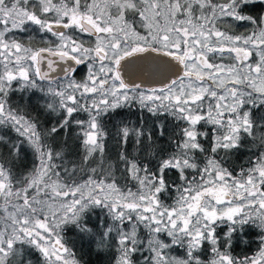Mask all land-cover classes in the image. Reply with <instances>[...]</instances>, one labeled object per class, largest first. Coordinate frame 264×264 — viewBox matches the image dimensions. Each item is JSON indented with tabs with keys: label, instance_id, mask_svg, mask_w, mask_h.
I'll list each match as a JSON object with an SVG mask.
<instances>
[{
	"label": "snow or ice",
	"instance_id": "6c2138e0",
	"mask_svg": "<svg viewBox=\"0 0 264 264\" xmlns=\"http://www.w3.org/2000/svg\"><path fill=\"white\" fill-rule=\"evenodd\" d=\"M69 230L264 264V0H0V264H86Z\"/></svg>",
	"mask_w": 264,
	"mask_h": 264
},
{
	"label": "trees",
	"instance_id": "16d2710c",
	"mask_svg": "<svg viewBox=\"0 0 264 264\" xmlns=\"http://www.w3.org/2000/svg\"><path fill=\"white\" fill-rule=\"evenodd\" d=\"M33 114L38 115L39 118L41 119V121L45 125H47V123L49 122L48 118H46L44 115H41L38 111L33 110ZM122 115H124V114H122ZM127 115H128V119L131 121L132 124L139 123V121L137 120L136 114L134 112L129 113ZM80 118H83V117H80ZM109 129L112 130L111 125H109ZM152 130L154 132V129H152ZM112 143H113V141L110 138L109 144L111 145ZM128 149L130 151L133 150V145H132L131 140L129 141ZM247 159H248V157L246 155H244V153H241L237 157L236 163H237V165H239L241 163H247ZM89 223H90V226L95 227L96 218L94 217L92 220H90ZM66 238L68 239L69 244L75 248L78 256H81L82 259L86 262V264H101V260L97 256L96 251L94 250V246L90 245L86 242H82L74 230H69Z\"/></svg>",
	"mask_w": 264,
	"mask_h": 264
},
{
	"label": "rangeland",
	"instance_id": "374dc122",
	"mask_svg": "<svg viewBox=\"0 0 264 264\" xmlns=\"http://www.w3.org/2000/svg\"><path fill=\"white\" fill-rule=\"evenodd\" d=\"M83 76V71H81L79 74H78V78L82 77Z\"/></svg>",
	"mask_w": 264,
	"mask_h": 264
}]
</instances>
